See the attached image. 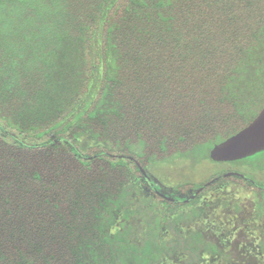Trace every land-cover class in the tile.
Instances as JSON below:
<instances>
[{"label":"trees","instance_id":"trees-1","mask_svg":"<svg viewBox=\"0 0 264 264\" xmlns=\"http://www.w3.org/2000/svg\"><path fill=\"white\" fill-rule=\"evenodd\" d=\"M263 107L264 0H0V264H259L241 243L260 175L183 200L138 176L208 157ZM219 177L244 202L198 201ZM217 205L228 245L198 221Z\"/></svg>","mask_w":264,"mask_h":264},{"label":"rangeland","instance_id":"rangeland-1","mask_svg":"<svg viewBox=\"0 0 264 264\" xmlns=\"http://www.w3.org/2000/svg\"><path fill=\"white\" fill-rule=\"evenodd\" d=\"M80 140L85 147L95 152L99 149L97 143L100 144V142L91 134L81 136ZM139 151L137 150L136 153L138 154ZM137 154L133 153L132 156L136 157ZM209 156L207 157L206 150L200 149L187 157L174 158L164 163L155 162L145 166L143 169H140V176H138L140 193L143 192L147 198L157 192L168 197L183 200L196 192L204 180L212 175L221 174L226 171L241 170L242 174L248 178L254 175H260L261 178H264V149L251 155L252 157L250 156V159H244L245 157H243L239 159L213 161ZM232 182L234 180L229 178L222 180V177H219L215 181L214 186L205 189L198 201L204 198L205 201L226 199L235 202H244L248 193L245 190L231 187L235 184L238 186L237 182ZM221 213V206L217 205L208 211L205 217L198 221L204 230H211L220 236L225 244L228 245L238 228L233 227V219L231 217H229V222H226L221 217ZM244 221L248 224L245 228L246 239L248 241L241 244L245 246L249 255H256L259 264H264V253L260 251L258 245L259 236L256 232L257 230L253 228V224L263 223L264 225V218L262 220L259 219L255 213V209H253L250 217L244 219ZM225 230L226 232L222 234ZM201 262L217 264L216 259L208 260L205 255L202 257ZM164 264H180V262L179 259H169Z\"/></svg>","mask_w":264,"mask_h":264},{"label":"water","instance_id":"water-1","mask_svg":"<svg viewBox=\"0 0 264 264\" xmlns=\"http://www.w3.org/2000/svg\"><path fill=\"white\" fill-rule=\"evenodd\" d=\"M264 149V107L258 115L237 134L215 144L210 151L213 160L239 159Z\"/></svg>","mask_w":264,"mask_h":264}]
</instances>
